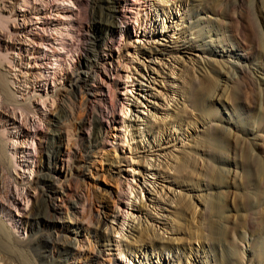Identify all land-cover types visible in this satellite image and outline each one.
Masks as SVG:
<instances>
[{
    "label": "rangeland",
    "instance_id": "rangeland-1",
    "mask_svg": "<svg viewBox=\"0 0 264 264\" xmlns=\"http://www.w3.org/2000/svg\"><path fill=\"white\" fill-rule=\"evenodd\" d=\"M245 1L117 0L101 32L89 0H0V264H264V47L256 79L231 66L264 0Z\"/></svg>",
    "mask_w": 264,
    "mask_h": 264
},
{
    "label": "bare ground",
    "instance_id": "bare-ground-1",
    "mask_svg": "<svg viewBox=\"0 0 264 264\" xmlns=\"http://www.w3.org/2000/svg\"><path fill=\"white\" fill-rule=\"evenodd\" d=\"M198 1L201 2V7L203 9H205V8H209L212 4H214L216 0H198ZM116 3H117V0H89V7H90V13H91V25H92L91 27H93L94 29L101 31V32L103 31V29H105L107 31H111V29L114 27V21H113V17H112L113 6ZM245 3H246L245 0H239V5L245 6ZM248 7L250 8V4H248ZM192 9H194V6H192ZM252 12H253V10H252ZM238 13H240V12H238ZM253 15H254V13H253ZM242 19L243 18L241 16V13L239 15L237 14V16H233L231 19L232 24L235 26V28L237 30V31L235 30V32H237V34L235 33L237 38H239L238 32L241 29H243V26H244L242 23ZM254 31H256V30H254ZM241 32H242V30H241ZM242 33H244V32H242ZM258 33H259V31H258ZM258 33H256L257 34L256 37H255V35L253 36L255 39L251 38V39H254L253 42H251V40H250V42H251V44H250L251 45L250 56L243 50V48L241 46H237L235 49V52H234L235 54L231 56V57H233V60H234L231 66H232V70L235 72L233 74L232 80L238 81L239 79H241L240 78L241 75H247V77L251 76L250 79L256 77V76H254L255 71L252 70L251 66H254V67L256 66L257 63H255L256 62L255 60H256L257 53L259 52V50L262 47H264L263 46L264 45L263 38L261 39V37H260V35H258ZM101 39H103V38L97 37V38L93 39L92 41H88V39H87V45L85 48L87 56H93V57L95 56V50H94L95 43L100 41ZM239 41H240V39H239ZM244 42L245 41H243V43ZM210 54L213 56H217L216 52L215 53L210 52ZM85 64H86L85 67H87V63H85ZM262 70L264 71V69H262ZM256 71H258V70H256ZM263 76H264V74H263ZM212 86H213L212 83L211 82L208 83V81H207V82H204L202 84V86L199 88L203 91H205L206 89L207 90L209 89V92H211L209 95L212 96L214 94L212 92L214 87H212ZM1 88H2V85L0 83V89ZM214 90H215V88H214ZM44 158H45V161L49 162L50 159L52 158V154L49 152V153L45 154ZM42 183H44V181ZM42 194H44V193H42ZM45 209L46 208H44L41 204L37 203L36 207H35V213L32 214L31 219L33 220V222H36L37 224H39L43 230L53 229L55 227V224L53 223V221H51V218H48V219H46L47 217L45 218V214H44L46 211ZM30 227H31L32 231H34V230L36 231V229H37V227L35 225L32 227V224L30 225ZM36 245H40V246H42V248H45V244L41 240L37 241ZM5 247H7V246H5Z\"/></svg>",
    "mask_w": 264,
    "mask_h": 264
}]
</instances>
